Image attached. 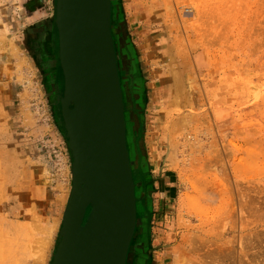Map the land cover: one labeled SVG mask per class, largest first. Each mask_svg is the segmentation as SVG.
Segmentation results:
<instances>
[{
  "label": "rangeland",
  "instance_id": "1",
  "mask_svg": "<svg viewBox=\"0 0 264 264\" xmlns=\"http://www.w3.org/2000/svg\"><path fill=\"white\" fill-rule=\"evenodd\" d=\"M113 3L127 264H264V0ZM57 4L0 0V264L52 263L72 190Z\"/></svg>",
  "mask_w": 264,
  "mask_h": 264
},
{
  "label": "water",
  "instance_id": "2",
  "mask_svg": "<svg viewBox=\"0 0 264 264\" xmlns=\"http://www.w3.org/2000/svg\"><path fill=\"white\" fill-rule=\"evenodd\" d=\"M113 0H58L73 185L51 264H127L138 225Z\"/></svg>",
  "mask_w": 264,
  "mask_h": 264
},
{
  "label": "flooded vegetation",
  "instance_id": "3",
  "mask_svg": "<svg viewBox=\"0 0 264 264\" xmlns=\"http://www.w3.org/2000/svg\"><path fill=\"white\" fill-rule=\"evenodd\" d=\"M58 88L59 89H57V91H56V101H57V98H58L59 93H62V90H63V88L61 87L60 84H59Z\"/></svg>",
  "mask_w": 264,
  "mask_h": 264
},
{
  "label": "crops",
  "instance_id": "4",
  "mask_svg": "<svg viewBox=\"0 0 264 264\" xmlns=\"http://www.w3.org/2000/svg\"><path fill=\"white\" fill-rule=\"evenodd\" d=\"M31 1V0H24V3L25 4H28V2ZM36 4H38V0H34ZM27 6V5H26ZM28 8V7H27Z\"/></svg>",
  "mask_w": 264,
  "mask_h": 264
},
{
  "label": "bare ground",
  "instance_id": "5",
  "mask_svg": "<svg viewBox=\"0 0 264 264\" xmlns=\"http://www.w3.org/2000/svg\"><path fill=\"white\" fill-rule=\"evenodd\" d=\"M227 2V1H226ZM227 4V3H226ZM237 9H238V7H237ZM212 11V10H211ZM212 19V18H211ZM226 20H228V19H226ZM226 22V21H225ZM172 62V61H171ZM175 63V62H174ZM171 64V63H170ZM202 164V163H201ZM49 228V227H48ZM49 230H51V229H49ZM2 234V233H1ZM1 252V251H0ZM3 252V251H2ZM2 254V253H1ZM2 256H4V254L2 255ZM1 258V257H0ZM3 258V257H2Z\"/></svg>",
  "mask_w": 264,
  "mask_h": 264
}]
</instances>
